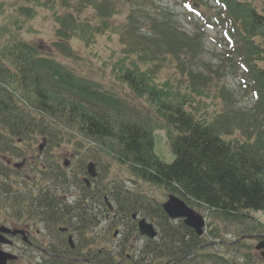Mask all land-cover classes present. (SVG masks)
Returning a JSON list of instances; mask_svg holds the SVG:
<instances>
[{
	"label": "rangeland",
	"instance_id": "rangeland-1",
	"mask_svg": "<svg viewBox=\"0 0 264 264\" xmlns=\"http://www.w3.org/2000/svg\"><path fill=\"white\" fill-rule=\"evenodd\" d=\"M44 1L42 2L45 7L37 9L33 7L34 15L29 11L30 17H21L16 14L14 6L18 8L25 5L32 8L31 3L0 0V61L6 59L4 55L6 42L12 41L14 37L5 38L2 33L8 31L13 35L16 33L17 40L33 46L44 57L62 63L78 75L98 81L105 90L115 93L128 103L130 118L142 120L149 125L154 141L153 152L163 163L170 164L174 161L169 149L170 132L148 97L137 98L120 81L124 70L136 69L147 74L145 77L149 90L155 89L161 99L180 104L191 103L195 110L198 109V114L206 115L209 119L216 113L228 115L232 112L238 117L250 115L254 107L251 86L241 82L242 74L239 67H235L230 63L231 60L226 59L225 43L221 40V33L206 28L200 18L187 8L191 5L211 18L217 10L213 0H198L196 2L199 7L194 5L195 0H150L147 4H142L140 0H106L101 9L94 10L87 6L80 13L77 10V3L73 1L65 6L61 0ZM185 3L187 5H184ZM254 3L259 10L263 8L262 2L254 0ZM98 10L101 11L100 14ZM131 13H134L136 19L144 22L145 26L138 25L144 30L147 28L154 30L152 21L154 18L151 17H156L157 22L162 19L160 14H168L166 18L170 19L174 28L182 33L181 36L171 38V43L176 42L179 48L177 57L167 54L164 43L156 37L146 35L145 32L133 31L134 36L130 39L125 37L122 29ZM57 15H72L77 24L70 23L69 20H65L64 24L58 23ZM191 23L202 28L203 32L198 35L199 37ZM71 25L74 26L76 33L69 44L76 57H73L72 53V57L69 58L65 52H61V48L54 47V43H57V29L66 28L70 33ZM16 26H21L22 29L16 32ZM151 39L157 42L153 43ZM155 44L161 47L159 59L156 56L158 51L154 49ZM129 45L137 46L128 50ZM142 48L146 54H139L138 49ZM187 51L193 54L190 63L183 55ZM188 80L199 89L198 95L193 93L195 98L190 90L186 89L187 85L191 86ZM11 82L13 84H10ZM7 83L15 88L14 92L11 91L27 105V98L33 99L31 93L16 87V81L7 79ZM56 98L66 103L71 101L67 95ZM227 111L229 113H226ZM37 132L18 140L10 135L9 127L0 126V161L5 159L11 161L13 165L24 166L20 170L11 168V171H8L4 164H0V225L10 229L20 228L27 220H36L39 223L40 218L54 220L55 217L54 221L59 220V223L54 222L57 227H71L72 234L74 232L72 238L58 232L57 229L44 227L40 230L43 232L41 238L46 239L48 236L50 242L57 243L60 254H78L77 258H91L92 264L104 263L106 251L110 250L117 254L125 237L128 238L125 250L127 259L119 258L117 263L143 264L140 262L139 252L150 240L139 235L136 223L117 218L116 209L108 212L104 197L107 199L106 202L114 207L115 203L108 198L106 191L110 190L113 184L122 182L131 193L145 195L148 201L154 200L160 207L172 194L137 180L131 176L126 166L112 160L111 154L105 153L101 146L91 143L81 135L66 131L68 137L64 139L60 137L63 140L55 138L51 142ZM89 164L94 165L97 174L94 178L86 172ZM188 207L203 216L205 226L200 239L203 248L186 255L184 264H264L254 249L257 240L234 243L245 235L264 237V213H250L249 217L240 223H222L214 220L202 209ZM42 210L46 215H37ZM138 216L139 219L153 224L158 240L156 218ZM14 224L17 226H13ZM128 230L132 231L131 234ZM69 238L71 242H77L75 246L78 248L75 251L68 245ZM88 248L92 250L91 255L102 252L96 258H89ZM20 249L21 246H14L12 250L3 249L4 252L17 257L16 262L10 264L24 262V259H20ZM209 254L224 258L226 263L212 259ZM145 263L152 262L147 259ZM155 264H166V259Z\"/></svg>",
	"mask_w": 264,
	"mask_h": 264
},
{
	"label": "trees",
	"instance_id": "trees-1",
	"mask_svg": "<svg viewBox=\"0 0 264 264\" xmlns=\"http://www.w3.org/2000/svg\"><path fill=\"white\" fill-rule=\"evenodd\" d=\"M20 1L32 4V8L14 6L16 14L21 17H30L29 11L34 15L37 7H45L44 0ZM71 1L77 3L78 13L87 6L101 9L106 3V0H61L63 6ZM140 1L150 3V0ZM196 1L194 5L199 7ZM258 1L263 4L261 10L254 0H213L217 10L211 18L197 8L187 6L206 28L221 33L226 59L239 67L241 82L251 86L254 107L250 115L238 117L227 111L228 115L216 113L209 119L198 114V109L195 110L191 103L161 99L155 89L149 90L147 74L136 69L124 70L121 74L120 81L137 98L147 96L165 122L170 132L169 149L174 156L170 164L155 156L151 128L142 120L130 118L128 103L105 90L98 81L78 75L62 63L44 57L33 46L17 40L16 33L13 35L8 31L2 33L5 38L14 37L6 42V59L0 61V126L9 127L10 135L18 140L36 131L51 142L55 138L68 137L66 131L81 135L111 154L112 160L126 166L137 180L177 196L187 206L202 209L222 223H240L250 213H264V0ZM134 13L128 16L123 35L130 39L134 36L133 31L145 32L161 40L167 54L177 57L179 48L176 42L171 43V38L182 33L166 18L168 14H160L161 22L151 17L154 18V30H144L138 27L139 24L145 26L144 22L136 19ZM57 17L58 23L69 20L77 24L72 15ZM191 24L197 30V36L203 32L202 28ZM70 28V33L66 28L57 29V43H54V47L61 48L69 58L72 53L76 57L69 44L76 31L74 26ZM21 29L16 26L15 31ZM155 40L151 39L153 43L157 42ZM134 47L129 45L127 48L132 50ZM154 49L158 51L156 56L159 59L160 45L155 44ZM138 50L141 55L147 53L144 48ZM183 55L190 63L193 54L187 51ZM7 79L16 81V87L21 91L31 93L33 99L27 98L28 105L13 93L15 88L10 85L13 83H7ZM190 84H186V89L195 98L193 93L198 95L199 89L194 83ZM60 95H67L71 101L66 103L57 99ZM113 185L106 192L115 203L112 207L116 209L117 218L134 223L131 216L137 214L148 218L154 216L157 220L159 238L157 241L146 240L145 247L139 252L141 263L146 264L147 259L152 262L150 264L160 263L203 248L201 238L181 221H169L156 201L131 193L122 182ZM128 231L131 234L132 231ZM127 241L128 238L124 237L117 254L107 250L105 262L95 264H118L119 258L126 260ZM208 256L226 263L218 255Z\"/></svg>",
	"mask_w": 264,
	"mask_h": 264
},
{
	"label": "flooded vegetation",
	"instance_id": "flooded-vegetation-1",
	"mask_svg": "<svg viewBox=\"0 0 264 264\" xmlns=\"http://www.w3.org/2000/svg\"><path fill=\"white\" fill-rule=\"evenodd\" d=\"M42 150V149H41ZM0 164H4L3 166L8 170L11 171V168L20 170L22 169L24 166L23 164H18V167H15L16 164H12L11 161L2 159L0 161ZM25 165V163H24ZM105 204L107 206V203L105 201ZM48 211V210H47ZM46 215L45 212L42 210V212L37 213V215ZM80 219V218H78ZM54 220H56V218L54 217ZM53 219L51 218H40V221L37 223L36 220H32L29 221L27 220L22 226H20V228H7L3 225H0V227H3L5 229H8L10 231H21L23 234L22 235H16V236H11L9 234L4 235L5 238V243L0 244V247L2 249H8V250H12L14 248V246H21L22 249H20V259H24V262H22L21 264H92L90 263L91 258H96L98 257V255L101 254L102 251L99 252H95L91 255L92 250L90 248H88V256L90 259H81V258H77L78 254H67V253H63L60 254L59 252V248L57 246V243L54 241L50 242L49 237L47 236L46 239L41 238V236H43V232H41L40 230L43 229L45 227V229H50L52 228V230H58V232L63 233V234H67L68 237H74V232L72 234L71 231V227L67 228H61V227H57V225L54 223ZM72 224V223H70ZM13 226H17L16 224H14ZM75 228V227H74ZM62 230V231H60ZM35 232V233H33ZM67 237V238H68ZM262 236L259 235H248V236H242L239 240H237L236 243L243 241V240H257V243L259 242V238ZM20 238V239H19ZM244 238V239H243ZM247 238V239H245ZM84 240L86 241V238H84ZM18 241V242H17ZM17 242V243H16ZM77 246V242H73L72 241V246L70 245L71 250L75 251ZM185 256H179V257H173V258H168L166 259V264H184L185 262ZM131 259V258H129ZM183 262V263H182Z\"/></svg>",
	"mask_w": 264,
	"mask_h": 264
},
{
	"label": "water",
	"instance_id": "water-1",
	"mask_svg": "<svg viewBox=\"0 0 264 264\" xmlns=\"http://www.w3.org/2000/svg\"><path fill=\"white\" fill-rule=\"evenodd\" d=\"M87 173L92 178L96 177L97 174L94 170L93 164H89L87 166ZM161 207L164 214L169 218V220L172 221L182 220L184 226L192 230L197 237H201L203 235V229L205 226V220L203 216H201L193 209L189 208L181 199H179L175 195H169L167 201L163 203ZM132 218L136 220V215H133ZM137 229L139 235L142 237H146L147 239H151V240L157 237V231L155 230L153 225L148 223L144 219L138 221ZM7 234L11 236H16V235H22L23 233L21 231H10L8 229L0 227V244L5 243L4 235ZM259 240L260 241L257 243L254 249L259 254V257L264 263V237H260ZM68 243L69 245L72 246L71 238L68 239ZM16 259L17 258L15 256L2 251L0 247V264H7L8 262H14L16 261Z\"/></svg>",
	"mask_w": 264,
	"mask_h": 264
}]
</instances>
